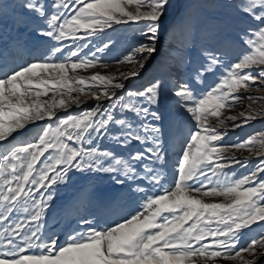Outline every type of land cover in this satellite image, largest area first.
<instances>
[{"label":"snow or ice","instance_id":"1","mask_svg":"<svg viewBox=\"0 0 264 264\" xmlns=\"http://www.w3.org/2000/svg\"><path fill=\"white\" fill-rule=\"evenodd\" d=\"M168 3L169 0H73L70 4L69 0H53L55 10L51 13L39 0H26L21 5L25 14H34L45 22L39 34L56 42L84 40L102 35L114 25L129 23L140 26L146 42L116 61L117 65H132L119 75H81L77 70L108 65L99 63L95 56H81L79 50L52 62L40 57L12 66L3 61L0 53V142L37 121L57 120L56 127L45 126L33 137L34 142L13 145L0 155V225H5L0 231V264H217V258L234 264H256L262 254L258 248L264 249V234L259 239L250 238L244 245L240 239L245 230L264 222V180H257L264 173V132L232 145L220 142L226 135L221 129L228 128L226 121L236 129L264 117V110L251 107L239 116L222 115L223 109L242 103L241 90L264 88V0H246L243 10L260 22L257 29L246 33L249 38L245 44L251 50L230 65L215 87L197 98L189 83H174L172 94L190 114L194 130L181 141L172 184L163 188L162 194L148 196L142 211L122 217L111 226L93 227L81 220V230L74 229L62 245L55 235L45 237L41 233L45 210L52 199L43 190L63 183L71 170L113 173L122 168L125 177L135 178L137 170L130 161L147 159L154 163L164 158L161 129L141 120L149 115L160 119L158 113L144 105L158 103L161 79L153 77L143 90H124L157 52L160 20ZM110 44L111 41L97 50L105 51ZM63 51L62 46L54 47L52 54ZM206 59L208 66L197 72V78L220 63L219 57L210 52ZM50 92L51 97L41 99ZM90 100L95 101L94 106L79 115L58 117L60 111ZM117 108L122 118H116L113 110ZM210 118H215V126ZM112 126L117 131L110 135ZM93 133L121 144L151 142L152 146L137 151L130 161L124 160L106 149L84 147V141ZM67 141L80 146H70ZM245 149L249 157L241 161L235 151ZM49 150H54L55 155L45 156ZM252 156L261 157L255 171L240 179L227 176L225 169L233 163H246ZM225 159L227 163L222 162ZM107 160L112 163L104 167ZM144 177L157 185L161 183L153 168L146 167ZM253 182L255 186H246ZM37 195L41 198L36 199ZM205 197H223V201L206 202ZM18 209L27 215L13 220L11 214Z\"/></svg>","mask_w":264,"mask_h":264},{"label":"rangeland","instance_id":"2","mask_svg":"<svg viewBox=\"0 0 264 264\" xmlns=\"http://www.w3.org/2000/svg\"><path fill=\"white\" fill-rule=\"evenodd\" d=\"M25 2L26 0H0V53H2L3 61L9 66L22 65L40 57L52 62L68 56L71 51L79 50L81 56H95L99 63L108 65L107 68L97 66L88 70H77L81 75L90 76L93 72L119 75V72L130 70L132 65L127 62L117 65L116 61L122 59L131 48L146 42L141 35L140 26L136 23L114 25L113 28L105 30L102 35L87 37L84 40L68 39L56 42L53 38L39 34V30L45 27V22L34 14H25L26 10L21 7ZM245 2L246 0H169L165 15L160 20L157 52L153 54L142 74L132 79L128 88L124 90H143L153 77L161 79L158 103L144 105L150 109V112L158 113L160 119L154 120L149 115L141 120L143 123H152L161 129L159 135L164 158L154 163L147 159L130 161V157L137 151H144L151 147V142L141 144L134 141L121 144L110 139L109 136H97L93 133L91 139L84 141V147L106 149L113 152L117 158L129 160L136 168L137 175L135 178L125 177L122 168L119 172L113 173L98 170H71L68 179L63 183L51 190H43L44 193L51 195L52 199L42 220V235L45 237L55 235L62 245L74 229L81 230L79 227L81 220L88 221L93 227L111 226L113 222H120L122 217L128 218L131 214L142 211L141 205L148 196L160 195L163 188L172 184L173 177L176 175L178 157L181 155V141L184 140L185 134L194 130V121L190 114L181 106L180 99L172 94L173 85L177 81L187 82L191 85L195 96L199 98L220 82L232 63L250 52V46L245 44V40L249 38L246 33L257 29L260 22L243 10ZM39 3L44 4L49 13L55 10L52 7L53 0H39ZM69 3L72 4L73 0H69ZM61 11L63 12L64 9ZM68 11H71V7ZM21 21L25 23L21 24ZM253 39L259 43L258 38L253 37ZM109 41L111 44L105 51L97 50ZM61 46L64 51L53 55L52 49ZM209 52L219 57L220 63L212 66L211 71H203L197 78V72L208 66L206 53ZM251 71L255 72V68ZM124 91L120 94L124 95ZM240 95L242 103L230 109H223V117L239 116L240 112L247 111L249 107L264 110V99L246 98L249 95L264 96V88L258 89L256 86H251L247 91L241 90ZM51 96L50 92L48 96H42L41 99H48ZM94 103L95 101L90 100L80 107L73 105L66 112L60 111L58 117L79 115L93 107ZM104 105L107 107V102H104ZM113 111L116 118H122L118 108ZM209 122L214 126L216 124L215 118H210ZM226 123L228 128L221 129L226 132V135L220 142L225 146L243 142L252 135L264 132V117H258L236 129H232L231 121ZM49 124L56 127L57 120L54 118L52 121H37L26 129L14 133L7 141L0 142V155L7 153L13 145L18 146L25 141L34 142L33 137L42 133V129ZM116 131V126H112L110 135L115 134ZM67 143L70 146H80L71 141ZM257 150H259L258 147ZM49 155L54 156L55 151L49 150L45 153V156ZM235 156L243 161L245 157H249V153L247 149L235 151ZM41 159L44 160V157ZM222 162L227 163V160ZM103 163L104 167H108L112 161L107 160ZM260 163L261 157L252 156L246 163H233L230 168L225 169V173L231 178L240 179L255 171ZM146 167L155 169L159 174L161 177L159 185L144 177ZM257 180H264V173H261ZM246 186H255V182ZM35 198L41 197L37 195ZM204 199L206 202L223 201V197H205ZM11 215L15 220L25 218L27 214L23 213L22 209H18ZM3 227L5 225H0V231ZM261 234H264V222H259L250 230H245L240 244H246L252 237L259 239ZM258 251L262 254L258 256L256 264H264V249L258 248ZM244 255L246 258H251L248 254ZM217 264H234V262L217 258Z\"/></svg>","mask_w":264,"mask_h":264},{"label":"bare ground","instance_id":"3","mask_svg":"<svg viewBox=\"0 0 264 264\" xmlns=\"http://www.w3.org/2000/svg\"><path fill=\"white\" fill-rule=\"evenodd\" d=\"M12 65V64H11Z\"/></svg>","mask_w":264,"mask_h":264}]
</instances>
